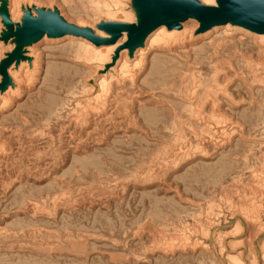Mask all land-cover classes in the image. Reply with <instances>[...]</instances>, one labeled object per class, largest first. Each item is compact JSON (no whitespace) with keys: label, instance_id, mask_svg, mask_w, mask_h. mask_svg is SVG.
<instances>
[{"label":"rangeland","instance_id":"rangeland-1","mask_svg":"<svg viewBox=\"0 0 264 264\" xmlns=\"http://www.w3.org/2000/svg\"><path fill=\"white\" fill-rule=\"evenodd\" d=\"M31 1L20 23L57 5L124 19L117 0ZM69 49L40 44L38 81L0 112V264H264V225L247 221H264V48L218 32L149 53L135 84L93 99L99 59Z\"/></svg>","mask_w":264,"mask_h":264},{"label":"bare ground","instance_id":"bare-ground-1","mask_svg":"<svg viewBox=\"0 0 264 264\" xmlns=\"http://www.w3.org/2000/svg\"><path fill=\"white\" fill-rule=\"evenodd\" d=\"M200 1L203 4L208 5V6L217 5L216 0H200ZM99 3L101 5V11L106 18L118 17V15H114L113 13L106 11L105 8L108 7L107 1L106 2L99 1ZM34 5L40 6L42 5V3L31 1V0H19V2L17 0H0V10L1 8L3 9V7H5V9H7L8 11L9 17L15 23H20V21L22 20L21 17L24 14L25 9H28L29 7H32ZM57 6L59 8L58 10H59L60 16L64 17L68 21V23L70 24L74 23L79 27H88L90 29L92 28L93 32L97 36L101 38H105V39L111 37V34L105 32L98 26V24L101 21H106V22L114 21V22H121V23L136 21L135 14H133L131 10L127 11L124 9L122 5V0H117V6H118L119 12H121V14L124 16V19L119 20V19L101 18L100 20L94 23H91V24L81 23V21H77V22L74 20L72 21L71 19H69L67 16L64 15L61 7L59 5ZM49 7H52V6H49ZM31 14L33 17H37V14L35 11H33ZM4 24H5L4 19L0 16V32L4 30L5 28ZM199 26H200V21L195 18H189L183 21L181 23L180 29H177V28L169 29L165 24H162V26L157 27L156 29L152 30L151 33L147 35V37L145 38L144 44L142 46H139L134 49H129L128 47L121 48L122 45H124L128 40L127 31L122 32L123 34L117 40V42L109 44V45L108 44H96L94 41L89 40L87 37L82 36V35L65 34L62 36L50 37L49 35L45 33L44 36L38 40V42L25 45L24 52H23L25 58L21 59L19 63H13L10 67H8L7 71L9 72V75L12 78V84H10L4 92H0V112L4 111V109L12 105L18 97L24 94L32 82L38 81L39 73H40L39 69H40V56H41L40 53L38 52V47L40 44H45V43L56 44L60 42H67L70 45L69 51L73 53L75 57V61L77 62L80 61L79 63L85 66H87L88 64L92 65L93 57L94 56L98 57L99 63L95 64V67L93 66L92 69L94 72L93 75L95 76L99 75V78L97 81L99 89H95V87L93 86L90 87V83H89L90 80H87L88 85L84 86L85 87L84 93L87 97H89V99H93L95 97H100V96L107 97L116 83L124 85L130 82L132 84H135L136 79H137V74L133 72V69L145 66L146 58L148 57L149 53L151 52H173L174 53L177 50V48H180V46L188 47L194 43H198V41L205 40L206 38H209L218 32H220L222 35H225V36H232L234 33H237V32L247 34L249 36H252L258 42V44H260L261 48H264V34L253 31L252 29L251 30L247 29L242 25L234 24V23L233 24L232 23L216 24L215 26L209 29H206L205 31H199L198 30ZM15 46H16L15 38H11L8 41L4 39L2 40L0 39V62L5 57H7V54L11 52ZM117 51H119V53L116 56ZM258 71L264 74V63L263 65L259 66ZM2 79L3 77L0 74V82L2 81ZM83 81L84 79H82V82ZM96 90H99V91H96ZM259 201L264 202V200H259ZM255 207L257 208L256 210H258V208H262L261 203L260 204L258 203L257 206ZM249 209H251V213H252V210L254 212L256 211L252 208H249ZM245 212H249V210ZM239 214H241V212ZM253 214H256V213H253ZM245 215H248V214H245ZM252 217L249 220L247 219L246 220L251 221V223H253L254 225L259 223L258 226L262 228V226L264 225V221L262 222L261 218H259L258 215L256 216L258 221L257 219H255L254 217L252 218ZM258 231L260 232V230ZM228 235H230V232ZM249 235H252V234L249 233ZM246 237L248 238V236ZM223 238L225 237L223 236ZM225 259L228 261L229 264H246L245 261L242 260L239 253L236 254L232 252H226ZM262 259L264 260V252L262 254ZM256 263L257 261L253 262V264H256Z\"/></svg>","mask_w":264,"mask_h":264},{"label":"water","instance_id":"water-1","mask_svg":"<svg viewBox=\"0 0 264 264\" xmlns=\"http://www.w3.org/2000/svg\"><path fill=\"white\" fill-rule=\"evenodd\" d=\"M217 5L208 6L200 0H135V7L139 17L137 24L121 22H102L100 28L111 34L109 38L97 36L92 28L79 27L70 24L60 16L58 8L37 9V17L28 11L23 22L14 24L9 17L7 9L0 10L4 19L6 30L2 38L6 41L15 38L16 46L0 62V92H4L12 84V78L7 71L13 63H19L24 56L26 44L36 43L46 33L50 37L65 34H76L87 37L96 44H112L128 32V40L121 48L134 49L144 44L145 38L152 30L162 24L169 29H180L181 23L189 18L200 21L199 31H205L216 24L234 23L264 34V0H216ZM119 51H117V54ZM116 58V57H115Z\"/></svg>","mask_w":264,"mask_h":264}]
</instances>
